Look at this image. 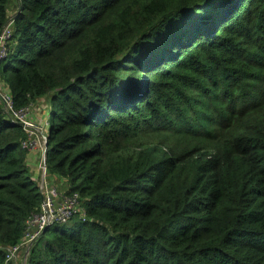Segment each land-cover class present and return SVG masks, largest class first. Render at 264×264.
Instances as JSON below:
<instances>
[{
	"label": "trees",
	"instance_id": "1",
	"mask_svg": "<svg viewBox=\"0 0 264 264\" xmlns=\"http://www.w3.org/2000/svg\"><path fill=\"white\" fill-rule=\"evenodd\" d=\"M17 1L0 79L47 98V173L86 216L28 263L264 264V0ZM24 138L0 104V264L41 202Z\"/></svg>",
	"mask_w": 264,
	"mask_h": 264
},
{
	"label": "built area",
	"instance_id": "2",
	"mask_svg": "<svg viewBox=\"0 0 264 264\" xmlns=\"http://www.w3.org/2000/svg\"><path fill=\"white\" fill-rule=\"evenodd\" d=\"M13 16L8 17L7 22L0 28V60L8 54L12 35ZM0 104L3 111L11 120L21 126L25 132V138L20 146L26 151L37 150L39 153L37 170L38 189L41 194L39 210L30 215L24 222L25 230L20 241L14 246L5 248V264L16 262L29 264L27 257L33 243L40 237L46 228L54 224H63L76 217L85 220V212L81 207L78 193H66L60 191L50 180L47 173L46 130L48 121L39 125L29 116V107L14 109L8 86L0 81Z\"/></svg>",
	"mask_w": 264,
	"mask_h": 264
},
{
	"label": "crops",
	"instance_id": "3",
	"mask_svg": "<svg viewBox=\"0 0 264 264\" xmlns=\"http://www.w3.org/2000/svg\"><path fill=\"white\" fill-rule=\"evenodd\" d=\"M43 100H44L43 98H39L32 104L30 118L35 122H37V120L39 118H42L44 113H45L44 111H47V109H48L47 102L42 103ZM34 106H35V108L33 109ZM38 158H39V153L37 152V150L27 152L26 163H27L29 169H30V166L34 167V172H38V170H37ZM31 174L34 175L33 172H31ZM50 180L52 182L53 181H59L58 183L61 185H63V182H64L62 179H58L56 177H52V178H50ZM12 264H18V263H12Z\"/></svg>",
	"mask_w": 264,
	"mask_h": 264
},
{
	"label": "rangeland",
	"instance_id": "4",
	"mask_svg": "<svg viewBox=\"0 0 264 264\" xmlns=\"http://www.w3.org/2000/svg\"><path fill=\"white\" fill-rule=\"evenodd\" d=\"M17 9H18V1L17 0H10V2H9V7H8V17H12V16H14V14L16 13V11H17ZM0 81L1 82H3V80H1L0 79ZM48 100H47V98H46V100L44 99L43 101H42V103H46ZM35 108V106L33 107V109ZM31 109H32V105L29 107V116L31 115ZM45 113H44V115H43V117L42 118H39L38 120H37V123L39 124V125H44V123L46 122V121H49V113H48V110L47 111H44ZM30 166V165H29ZM30 173L31 172H33L34 173V175H32L33 177H34V179H38V177H39V173L38 172H34V167L33 166H30ZM59 181H53V184L54 185H56L57 187H58V189L62 192V191H64V190H66V186H65V183L63 182V185H61V184H59L58 183ZM74 218H76V217H74ZM68 222V221H67ZM10 264H12V263H16V262H9ZM4 264H5V261H4ZM8 264V263H7Z\"/></svg>",
	"mask_w": 264,
	"mask_h": 264
},
{
	"label": "water",
	"instance_id": "5",
	"mask_svg": "<svg viewBox=\"0 0 264 264\" xmlns=\"http://www.w3.org/2000/svg\"><path fill=\"white\" fill-rule=\"evenodd\" d=\"M46 146H47V144H46Z\"/></svg>",
	"mask_w": 264,
	"mask_h": 264
}]
</instances>
